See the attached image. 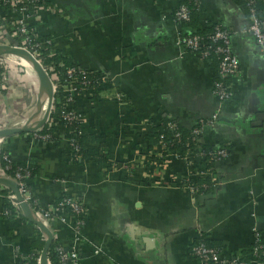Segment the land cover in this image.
<instances>
[{
  "label": "crops",
  "instance_id": "1",
  "mask_svg": "<svg viewBox=\"0 0 264 264\" xmlns=\"http://www.w3.org/2000/svg\"><path fill=\"white\" fill-rule=\"evenodd\" d=\"M44 1L55 10L39 8L26 20L41 46L104 72L110 86L98 97L73 83L62 90L76 101L84 146L98 159L75 157L63 126L55 142L30 132L0 139V150L31 167L29 194L42 208L64 196L83 203L79 233L71 214L49 227L56 246L76 251L77 264H203L190 248L206 235L227 257L249 256L255 231L264 239V54L248 30V10L238 0H200L194 19L184 22L177 15L183 0ZM258 6L264 11V0ZM217 24L230 29L239 61L232 97L223 102L215 60L183 53L179 44L181 36ZM39 85L33 69L15 77L0 118L25 124L37 109ZM214 116L200 140L228 155L208 167L206 190L186 188V164L175 152L162 160L149 135L164 118L187 131ZM20 209L0 215V264H24L47 242Z\"/></svg>",
  "mask_w": 264,
  "mask_h": 264
},
{
  "label": "built area",
  "instance_id": "2",
  "mask_svg": "<svg viewBox=\"0 0 264 264\" xmlns=\"http://www.w3.org/2000/svg\"><path fill=\"white\" fill-rule=\"evenodd\" d=\"M189 1L197 2L200 0ZM0 2H2L3 4H9L11 9L9 15L3 12L2 8H0V44L23 48L30 52L42 65L40 58L42 57L41 50H43L44 47L41 46L39 40L37 39V34L29 28L26 20L39 8H43L48 12L54 11L55 8L51 4L46 3L44 0H0ZM250 4L251 7L249 9L250 16L248 30L252 34L253 38L260 46L264 54V17L259 16L257 13L258 10H261L258 6V1L250 0ZM177 15L180 20L189 22L190 16L188 8L186 6H181L178 10ZM2 29H4L3 33L1 32ZM5 29L7 30V32H9V36L5 33ZM11 39H15V41H13L14 43L11 41ZM31 39L34 42L31 43ZM231 40L232 33L229 30L222 27H216L214 31L209 35L194 33L186 36H181L179 38V44L183 49V53H196L202 59L208 60L211 59L213 55L218 56L219 78H227L232 80L239 73V61L237 56L231 51ZM45 47L50 50L52 48L49 42L46 43ZM50 55H52L51 52ZM7 56L13 55L0 54V68L3 69V71L0 73V103L2 102V97L5 96L6 90L9 89L10 84L19 73L17 69L15 70V68L17 67L15 65H19L18 61ZM43 68L50 77L49 73H52L54 71V68L52 66H50L49 68H45L43 66ZM80 72L81 71L74 67L69 68L67 71L71 79H76ZM105 78L106 77H104V79ZM50 80L52 82V93L55 94L58 86L53 82L51 77ZM216 94L222 102L230 100V98L232 97L231 84L229 83L226 85V83L224 82L216 83ZM70 100L71 99L69 98L68 101L71 102ZM53 104L54 102L52 100L50 106L51 109L45 124L30 132L32 138L43 142H55L54 139H50L49 134H42L38 132V130H41L48 122L51 121L50 117ZM48 107L49 105L47 107L45 105V110ZM67 118L69 120H81L82 115L74 110H71L68 112ZM216 118L217 117L214 116L208 119L199 120L200 125L197 129H195L194 133L197 136V145L194 148L187 149L185 153H182L178 150L169 151V144L165 143L163 140L158 143V155L162 160H165L171 152H175L176 155H178L180 159L186 164V168L188 170L187 176L184 180V186L186 188L201 191L200 186H198L199 184L196 185L197 182L195 181L199 179L206 180L207 178L212 177L209 172V168L205 166L204 161L206 159V161L208 162L219 161L224 159L228 155V150L225 147H208V150L204 151L200 144L202 142L199 137L205 133L206 128H213L215 126L217 120ZM43 119L44 118L42 117L40 121H42ZM21 121L22 119L17 121L12 120V122H9L7 116H4L0 118V130L8 127H20L19 124ZM175 126L176 123L174 121H169L167 123V127L169 129H173ZM167 136L169 138L173 137L174 139L179 140L180 133H175L173 136ZM72 151L79 154V151H77L76 147H73ZM0 173V178H8L16 182L18 190L23 197V202L29 204V200L31 199L32 205L30 207L36 221L41 222L47 228L51 227L55 222L64 219V217L67 215L63 214L61 212V208L58 206L52 207L50 209L42 208L36 199L30 197L29 190L26 189L25 183L20 181V179L29 176L28 172L25 175L21 172H18L16 173L15 177L11 178L6 175L5 171L1 167ZM201 186L203 190H206L208 187L206 182H203ZM4 187L9 189L10 191L7 194L1 192L2 198H7L15 208H21V202L16 197L13 186L7 184L4 185ZM69 204L73 210L71 216L76 221L75 225L79 233L80 229L86 221V209L83 203L73 198L70 199ZM0 215L12 216L11 211L2 206V201L0 204ZM255 236L256 241H261L262 244L260 247H256L252 251V253L249 254V260L239 261L237 258H233L234 256L227 257L221 253H218L215 248L205 246L203 243H199L194 248L193 255L199 258L203 264H250L251 260L258 262V264H264V239L262 238L261 232L259 230L255 231ZM57 250L61 254L60 258L62 264H77L79 256L76 251H64L60 247H58ZM30 260H37L40 264L41 256L35 258V256L30 254L24 264H29ZM47 264H51L49 260Z\"/></svg>",
  "mask_w": 264,
  "mask_h": 264
},
{
  "label": "trees",
  "instance_id": "3",
  "mask_svg": "<svg viewBox=\"0 0 264 264\" xmlns=\"http://www.w3.org/2000/svg\"><path fill=\"white\" fill-rule=\"evenodd\" d=\"M242 3V5L248 10V15L250 16L249 13V9L251 7L250 4V0H238ZM258 1V0H256ZM199 2H192L189 0H183L181 6H186L188 8L189 11V16L190 19H194V16H196V12L199 8ZM0 8H2L3 12L7 13L10 15V5L9 4H3L2 2H0ZM258 15L261 17H264V11L263 10H258ZM216 27H222L225 28L227 30L230 31L229 28L217 24V25H212L209 27H205V28H201L197 31H195V34H203V35H209L211 34L214 29ZM30 29H32L34 31L33 28H31V26H29ZM35 32V31H34ZM5 33L9 36V32H7V30L5 29ZM191 33V34H194ZM190 35V34H189ZM39 40V38H37ZM11 41H15V39H11ZM34 42L31 39V43ZM14 43V42H13ZM207 48V47H206ZM42 52V57L40 58V61L42 63V65L45 68H49L50 66H52L54 68V71L50 74V77L52 78L53 82L58 86L57 91L55 94H53V108H52V112H51V121L48 122L41 130H38V132L42 133V134H49L50 135V139H54L56 141V133L58 132V129L60 126L65 127L69 133H70V147H76L77 151H79L78 153L73 152V155L75 157L81 156V157H86V156H91L94 159H98V156L100 154L94 153L93 151L89 150L87 151L85 146H84V139L80 133V123L81 120H69L67 118V114L69 111L74 110L77 112V108H76V101L73 102H69L68 99L64 96L63 94V88L66 87L67 85L73 83V84H77V85H82L85 86L88 91L91 93L92 97H98L101 93L106 92L110 89L109 83H107V78L104 79L105 77V73L100 71V70H87L84 69L82 67H79L77 65H75L74 63H71L67 58H61L59 55L57 54H52L50 55V52L48 50H41ZM213 60H215V63L218 67L219 65V57L216 55H213ZM211 58V59H212ZM77 68L79 71H81L78 74V77L76 79H71L70 76L68 75L67 71L69 68ZM3 71V69L0 68V73ZM220 82H224L227 84L230 83V79L227 78H218L217 83ZM5 92V90H4ZM80 90L77 91V93H79ZM170 120L168 118H164L162 120V122L156 126L153 130V132L151 133V135H149L150 140V148L155 147L156 145H158V143L160 141H164L165 143L169 144L168 150H178L182 153H185V151L189 148H194L197 145V136L194 134L195 133V129H197L200 125V121H197V124L190 130H184L183 127H181L179 124L176 123V126L173 129H169L167 127V123ZM175 133H180V137L179 140L178 139H174L173 137L169 138L167 135H174ZM201 137H199L200 139ZM40 141V140H39ZM202 148L204 149V151L208 150L207 145L200 143ZM207 160V159H206ZM204 161L205 166L210 167L212 162H208V161ZM0 163H1V167L2 169L5 171L6 175L13 178L15 177L16 173L21 172L22 174H27V172L29 173L28 177H24L22 179H20V181L25 183V187L27 190L30 191L31 189V179L33 176V172L31 167L29 166H24V164L17 162L15 159H13V157L11 156V154L9 153V151H7V149H2L0 150ZM209 180V178H207L206 180L203 179H199L196 180L195 182L196 185L200 186L201 191H203V188L201 186V184L203 182H207ZM1 187V186H0ZM9 189H5L2 188V192L7 194L9 193ZM70 197L68 196H64L62 197L56 204V206L61 208V212L63 214H72L73 210L72 207L69 204L70 201ZM29 204L30 206L32 205V201L31 199L29 200ZM2 206H4V208H7L11 211V213H16V212H20L21 209L20 208H15L11 202L7 199V198H2ZM42 241V242H41ZM40 242L38 241V244L40 243V247L38 248V250H34L32 252V255L35 256V258L40 257L42 254V250L44 248V246L46 245V241L41 240ZM199 243H203L205 246L208 247H212L215 248L217 250L218 253H221L224 255L223 252V247L222 245H220L217 242H213L212 240H210L208 237H206V235H200L199 238H197L195 240V242L193 243L192 247L190 248L191 253L193 254L194 248L199 244ZM262 244L261 241H255L250 245V249H249V254L252 253V251L256 248V247H260ZM57 246L55 241H52V244L49 248L48 251V260L50 261L51 264H62L61 263V254L58 252L57 250ZM249 256H243V257H237L234 256L233 258H237L239 261H245V260H249L248 258ZM29 264H38L37 260H30Z\"/></svg>",
  "mask_w": 264,
  "mask_h": 264
},
{
  "label": "water",
  "instance_id": "4",
  "mask_svg": "<svg viewBox=\"0 0 264 264\" xmlns=\"http://www.w3.org/2000/svg\"><path fill=\"white\" fill-rule=\"evenodd\" d=\"M0 54L13 55L24 59L37 72L40 78L39 100H38V105H37V110L35 112L34 120L29 122L27 125H23L20 127H8L0 130V139H4L6 137H10L17 134L28 133L43 126L48 118L51 109L50 106L53 100V93H52V82L50 80L48 73L45 71V69L40 64V62L30 52H28L23 48L0 44ZM47 90L49 91V107L45 110V105H46L45 93ZM42 117L44 119L40 121ZM0 184H4V185L8 184L13 186L16 193V197L21 202V208L24 211L26 218L34 222L40 228V230L47 236V242L41 254V260H40V264H47L48 251L53 241V235L51 231L44 224L36 221L30 205L26 202H23V197L20 194L18 190V186L14 180L8 178H0Z\"/></svg>",
  "mask_w": 264,
  "mask_h": 264
},
{
  "label": "bare ground",
  "instance_id": "5",
  "mask_svg": "<svg viewBox=\"0 0 264 264\" xmlns=\"http://www.w3.org/2000/svg\"><path fill=\"white\" fill-rule=\"evenodd\" d=\"M18 61L21 62V64L27 68L28 72H31V71H32L33 68L29 65V63H28L27 61H24V60H22V59H20V58H18ZM31 68H32V69H31ZM33 70H34V69H33ZM34 71H35V70H34ZM35 72H36V71H35ZM28 74H29V73H28ZM45 98H46V107H47V106L49 105V91H48V90H47L46 93H45ZM36 110H37V109H36ZM36 110L33 111V112L29 115V117L27 118L26 123L23 124V125H27L29 122H31V121L34 120ZM23 125H19V126H23Z\"/></svg>",
  "mask_w": 264,
  "mask_h": 264
},
{
  "label": "rangeland",
  "instance_id": "6",
  "mask_svg": "<svg viewBox=\"0 0 264 264\" xmlns=\"http://www.w3.org/2000/svg\"><path fill=\"white\" fill-rule=\"evenodd\" d=\"M3 30H4V29L1 30L2 33H3ZM7 57L12 58V59L18 61V57H16V56H7ZM18 63H19V65H15V66H17V67L15 68V70L17 69V70L19 71V73H18L17 76H19V75L22 76V72H23V74L26 73V75H27V72H28V71L26 70V68L22 66L21 62L18 61ZM20 71H21V72H20ZM20 73H21V74H20ZM36 75H38V74L36 73Z\"/></svg>",
  "mask_w": 264,
  "mask_h": 264
}]
</instances>
